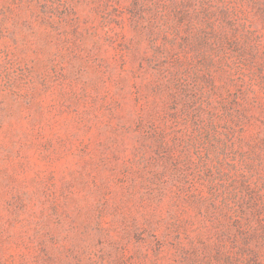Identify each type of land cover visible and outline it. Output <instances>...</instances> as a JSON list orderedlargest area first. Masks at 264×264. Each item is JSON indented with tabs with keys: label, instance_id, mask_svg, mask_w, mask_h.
<instances>
[{
	"label": "rangeland",
	"instance_id": "rangeland-1",
	"mask_svg": "<svg viewBox=\"0 0 264 264\" xmlns=\"http://www.w3.org/2000/svg\"><path fill=\"white\" fill-rule=\"evenodd\" d=\"M0 264H264V0H0Z\"/></svg>",
	"mask_w": 264,
	"mask_h": 264
}]
</instances>
